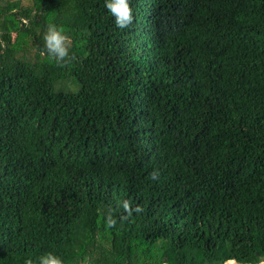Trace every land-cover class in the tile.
Instances as JSON below:
<instances>
[{
	"label": "trees",
	"instance_id": "obj_1",
	"mask_svg": "<svg viewBox=\"0 0 264 264\" xmlns=\"http://www.w3.org/2000/svg\"><path fill=\"white\" fill-rule=\"evenodd\" d=\"M130 2L0 0V264L264 261V0Z\"/></svg>",
	"mask_w": 264,
	"mask_h": 264
},
{
	"label": "clouds",
	"instance_id": "obj_2",
	"mask_svg": "<svg viewBox=\"0 0 264 264\" xmlns=\"http://www.w3.org/2000/svg\"><path fill=\"white\" fill-rule=\"evenodd\" d=\"M105 7L114 17L115 24L118 28L126 29L133 23L134 15L130 0H105ZM44 46L49 57L59 67H66L76 59L74 54H70V49L72 47L71 40L69 36L65 34V30L62 26L58 27L55 24L48 25L44 35ZM150 176L152 179H157L159 172L154 171ZM123 209L128 215H131L132 211L137 213L142 211L139 206L132 209L128 201L123 203ZM127 218V216L121 217L122 220ZM116 222L111 211H109L105 226L108 228L114 227ZM24 264H65V261L56 254L47 252L39 256L35 261L31 258L26 259Z\"/></svg>",
	"mask_w": 264,
	"mask_h": 264
},
{
	"label": "rangeland",
	"instance_id": "obj_3",
	"mask_svg": "<svg viewBox=\"0 0 264 264\" xmlns=\"http://www.w3.org/2000/svg\"><path fill=\"white\" fill-rule=\"evenodd\" d=\"M13 36H15V34H13ZM74 89H76V88H74ZM224 264H243V263H239V262H237L235 260L231 263L230 260H228ZM259 264H264V261L260 262Z\"/></svg>",
	"mask_w": 264,
	"mask_h": 264
},
{
	"label": "bare ground",
	"instance_id": "obj_4",
	"mask_svg": "<svg viewBox=\"0 0 264 264\" xmlns=\"http://www.w3.org/2000/svg\"><path fill=\"white\" fill-rule=\"evenodd\" d=\"M234 260H230V262L232 263Z\"/></svg>",
	"mask_w": 264,
	"mask_h": 264
}]
</instances>
